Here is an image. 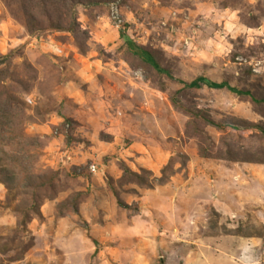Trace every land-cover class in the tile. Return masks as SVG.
Instances as JSON below:
<instances>
[{"label":"rangeland","instance_id":"374dc122","mask_svg":"<svg viewBox=\"0 0 264 264\" xmlns=\"http://www.w3.org/2000/svg\"><path fill=\"white\" fill-rule=\"evenodd\" d=\"M0 264H264V0H0Z\"/></svg>","mask_w":264,"mask_h":264},{"label":"trees","instance_id":"16d2710c","mask_svg":"<svg viewBox=\"0 0 264 264\" xmlns=\"http://www.w3.org/2000/svg\"><path fill=\"white\" fill-rule=\"evenodd\" d=\"M128 46H129L130 51H132L133 53H136L137 55H139L140 58L143 61H145V62L153 65L154 67H157L155 65V63H154V60L149 55V53H147L144 50H141L140 48H136L135 44L133 45V42L132 41H129L128 42ZM201 83L206 84L207 86L212 87V88H223V87H227V84L226 83H218L217 84V82L209 81L205 77H198V78H196L195 80L191 81L190 83H188L186 85L188 87H190V88H196V87H199ZM227 88H228V90L235 91L231 87H227Z\"/></svg>","mask_w":264,"mask_h":264}]
</instances>
